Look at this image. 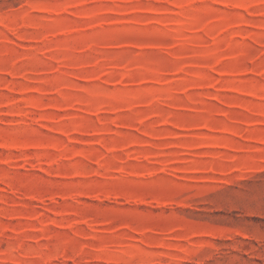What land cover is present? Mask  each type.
<instances>
[{"label":"rangeland","instance_id":"obj_1","mask_svg":"<svg viewBox=\"0 0 264 264\" xmlns=\"http://www.w3.org/2000/svg\"><path fill=\"white\" fill-rule=\"evenodd\" d=\"M0 264H264V0H0Z\"/></svg>","mask_w":264,"mask_h":264}]
</instances>
